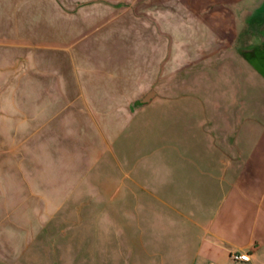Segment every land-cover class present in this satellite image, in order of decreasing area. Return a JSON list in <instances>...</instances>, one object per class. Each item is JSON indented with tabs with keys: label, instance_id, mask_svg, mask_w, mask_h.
<instances>
[{
	"label": "crops",
	"instance_id": "0c3cea01",
	"mask_svg": "<svg viewBox=\"0 0 264 264\" xmlns=\"http://www.w3.org/2000/svg\"><path fill=\"white\" fill-rule=\"evenodd\" d=\"M261 2L0 0V99L63 221L159 264H264Z\"/></svg>",
	"mask_w": 264,
	"mask_h": 264
},
{
	"label": "rangeland",
	"instance_id": "374dc122",
	"mask_svg": "<svg viewBox=\"0 0 264 264\" xmlns=\"http://www.w3.org/2000/svg\"><path fill=\"white\" fill-rule=\"evenodd\" d=\"M4 65L14 63L0 62V86L6 81ZM14 100L11 93L0 99V264H96L98 247L112 250L99 261L103 256L111 264H159L143 254L138 236L97 237L93 221H63V215L78 213V206L48 205L45 191L31 183L29 149L26 154L22 148L27 142L14 136Z\"/></svg>",
	"mask_w": 264,
	"mask_h": 264
},
{
	"label": "built area",
	"instance_id": "2783aa9c",
	"mask_svg": "<svg viewBox=\"0 0 264 264\" xmlns=\"http://www.w3.org/2000/svg\"><path fill=\"white\" fill-rule=\"evenodd\" d=\"M232 259L237 262L249 261L250 256L247 253H235L232 255Z\"/></svg>",
	"mask_w": 264,
	"mask_h": 264
},
{
	"label": "water",
	"instance_id": "95a60500",
	"mask_svg": "<svg viewBox=\"0 0 264 264\" xmlns=\"http://www.w3.org/2000/svg\"><path fill=\"white\" fill-rule=\"evenodd\" d=\"M257 17L264 20V0H262L260 6L257 9Z\"/></svg>",
	"mask_w": 264,
	"mask_h": 264
}]
</instances>
